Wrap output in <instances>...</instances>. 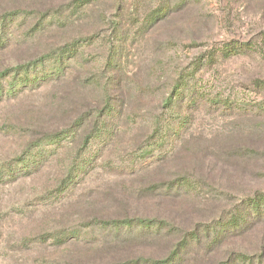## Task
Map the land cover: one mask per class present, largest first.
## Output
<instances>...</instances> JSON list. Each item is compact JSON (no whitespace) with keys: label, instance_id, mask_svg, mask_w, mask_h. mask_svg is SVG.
<instances>
[{"label":"rangeland","instance_id":"1","mask_svg":"<svg viewBox=\"0 0 264 264\" xmlns=\"http://www.w3.org/2000/svg\"><path fill=\"white\" fill-rule=\"evenodd\" d=\"M185 2L164 21L140 28L133 0H0V20L14 8L31 12L23 31L10 33L0 21L1 39L13 37L0 45V264L113 263L101 248L102 225L86 223L131 216L165 220L176 233L202 227L185 264H220L239 252L256 257L255 264L260 255L264 264V223L211 246L217 221L243 212L244 200L264 192V0ZM36 10L51 14L47 28L23 38L38 21ZM53 15L69 18L60 26ZM234 41L250 47L231 56L218 51ZM71 44L78 57L67 60L60 80L43 81L33 66L36 82L15 80L12 70ZM212 52L193 78L212 105L202 98L193 109L185 103L181 115L193 117L183 139L138 157L178 71ZM106 96L120 111L107 119L115 135L105 144L100 136L90 139L74 164L81 162L82 171L58 196L80 145L34 144L91 114ZM178 115L166 110L160 119L173 125ZM181 175L192 179V192L144 193ZM148 238L141 256L162 258L156 249L170 241Z\"/></svg>","mask_w":264,"mask_h":264},{"label":"trees","instance_id":"2","mask_svg":"<svg viewBox=\"0 0 264 264\" xmlns=\"http://www.w3.org/2000/svg\"><path fill=\"white\" fill-rule=\"evenodd\" d=\"M83 4L85 0H80ZM137 9L140 10V28H144L151 25H156L159 22L164 21L169 17V15L180 10L185 5V0H133ZM78 6V5H77ZM30 11L24 9L14 8L11 11L7 12L1 21L2 28H7L8 32L12 33L13 27H19L20 31H23L24 25L28 23ZM38 15V21L30 30H25L22 32L23 38H29L34 35L35 32L47 28L45 24L46 18H50L48 13H42L38 10L32 12ZM42 13V14H41ZM47 15V16H46ZM57 16L60 26H62L69 17L61 19L60 15ZM82 16V15H81ZM80 16L75 17L73 21H76ZM85 17H83L84 19ZM19 20V22H17ZM5 36L4 39L0 37V45L7 44L13 37L7 39ZM250 45L248 42L236 43L228 42L224 43L218 51L224 56L237 55L244 52L245 49L249 48ZM78 52V48H75L74 44L61 48L59 51H54L51 54L42 56L36 61L27 64L24 67H18L12 72L15 71L18 79L16 81H21L24 86L29 82H36L35 78L30 77L31 71L30 68L33 66V70H36L39 67L40 75L43 81L50 80H60L65 74V64L67 60L73 59ZM78 57V55H77ZM214 59V53H210L206 58V61L199 60L198 63H193L192 69H183L178 71L177 78L174 80L173 84L170 85V88L166 94V97L163 98V104L160 106L161 112L158 113L153 121V129L149 131L150 133L146 135V138L143 139L142 143H139V154L137 155L141 159L146 157L150 151L153 149L159 150L164 144H167V141L176 142V140L181 139L185 132H187V124L191 122L193 114L181 115V110L184 107V104L187 103L188 108H194L196 102H200V98L203 101H207L209 104L212 103L213 99L207 97L203 90L199 89L193 80L194 71L198 68L199 65L210 63ZM202 63V64H201ZM47 64V66H45ZM69 66V65H68ZM3 75V74H2ZM112 82V88L115 81V76L110 77ZM1 82V77H0ZM87 82V81H86ZM88 83H94L93 78L88 80ZM1 86V84H0ZM15 85H11V91L14 90ZM3 89H0V94ZM186 97H188L186 101ZM109 96L104 98V103L100 105L95 102L94 110L90 113L85 112L80 115L79 118H76V121L72 123L69 127L60 129L54 132H45V134L34 144L39 145L43 143L46 145L48 142L52 143L56 148H65L68 147L69 150H74L78 145V148L73 152L72 157V167L65 179L60 182L57 195L61 196L65 194L68 188L72 185L74 180L77 178V173L82 171L80 163L76 168V160L78 155L82 150H84L92 138L100 136L102 143L110 141L111 138L115 135L112 123H108L107 119H113L115 116H118L120 111L114 104L109 101ZM189 104V105H188ZM212 105V104H210ZM171 110L172 112L178 115L175 119V123L171 125V122H166V119L161 118V115L166 111ZM87 120H90L87 121ZM90 126L88 127V123ZM88 127V128H87ZM82 131L84 134L81 136L79 132ZM88 131V132H87ZM167 131V133H164ZM80 137V138H78ZM183 139V138H182ZM173 146V145H172ZM72 152V151H71ZM83 163V162H82ZM84 164V163H83ZM70 174V175H69ZM75 178V179H74ZM188 176L181 175L178 179L172 181H164L162 183H157L156 185L149 184L143 190L146 191V194H152L157 192L158 195L169 198L173 196L174 191L178 190L184 192H192L196 186L192 183ZM244 205L245 209L243 212H238L231 214L228 220L220 219L217 221L219 229H216L213 226V241L211 246L219 245L222 242V239L228 234L236 235L243 234L246 231L250 230L259 223H264V192L261 194H256L253 197H250L243 201L241 206ZM99 221V222H98ZM165 220L159 219H150L146 216H131V217H122V218H111L92 221V223H86L87 226L93 225H102V230L107 234L104 239L105 243L102 244L101 248H104L107 252L108 260L113 263L107 262L106 264H185L188 260V253L190 252L193 241L197 242L198 237L200 236L203 228L201 227L198 230H193L187 234L184 232L178 231L174 226ZM165 226L167 227L164 231ZM208 230H204L205 232ZM74 234H77L75 232ZM76 236V235H75ZM148 237H151V240H166L170 241L169 247L163 246L160 250L156 249L157 255L161 256L160 259H155L153 257L145 258L142 255L141 250L147 245L144 244ZM136 241V242H134ZM174 243V244H173ZM171 244H173L171 246ZM151 254V253H146ZM187 255V256H186ZM186 256V258H185ZM256 257L253 255H248L246 252H239L235 255L234 258L226 259L220 264H255ZM258 264H261L262 257L258 256ZM95 264V263H94Z\"/></svg>","mask_w":264,"mask_h":264}]
</instances>
